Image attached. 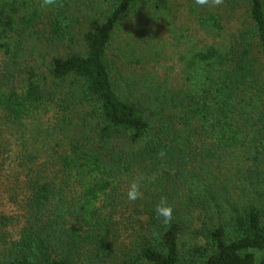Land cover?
<instances>
[{"label":"trees","instance_id":"trees-1","mask_svg":"<svg viewBox=\"0 0 264 264\" xmlns=\"http://www.w3.org/2000/svg\"><path fill=\"white\" fill-rule=\"evenodd\" d=\"M76 1L0 0V264H264V0H182L204 39L184 80L125 90L141 62L110 52L126 15L179 7L102 0L75 28ZM28 43L47 70L24 64Z\"/></svg>","mask_w":264,"mask_h":264},{"label":"rangeland","instance_id":"rangeland-1","mask_svg":"<svg viewBox=\"0 0 264 264\" xmlns=\"http://www.w3.org/2000/svg\"><path fill=\"white\" fill-rule=\"evenodd\" d=\"M174 2L179 8L171 12L142 8L133 9L126 15L124 25L119 29L117 39L110 47V52L114 58L123 57L126 53L127 57L134 58V60L140 59L141 62L137 64L129 62L131 70L126 73V79H122L118 73L122 69L121 61L114 68L120 77L123 90L128 80L136 77H139L138 80H148L147 84L151 80H164V77L172 80L177 77L178 80H184L186 73L182 71V68L185 54L196 42H198L197 45L200 42L204 43V39L198 32L196 20L189 14L188 6H185L182 0H170L171 4ZM101 3L102 0H77L73 6L72 16L79 17V19L74 27H81L89 17L99 14L104 6ZM128 33L136 37L137 44H132L135 39L132 43L130 41L131 45L122 43ZM76 42L77 46L68 48L66 51H83V47L79 46L82 44L79 35L76 36ZM24 51L22 58L23 61L26 60L24 64L27 65L31 61V64L39 66L41 72L47 70L45 62L49 57L48 54L51 53L49 48L28 43ZM8 61L9 56L0 49V79L3 74H6L4 70H6L5 65Z\"/></svg>","mask_w":264,"mask_h":264},{"label":"clouds","instance_id":"clouds-1","mask_svg":"<svg viewBox=\"0 0 264 264\" xmlns=\"http://www.w3.org/2000/svg\"><path fill=\"white\" fill-rule=\"evenodd\" d=\"M195 3L200 6H211L216 7L220 6L224 3V0H195ZM49 6H57L62 7V2H59V0H41L40 7L46 8ZM166 155L165 151L163 149L160 150L159 156L163 158ZM144 179L143 176L134 178L128 187L127 191V199L129 201H136L142 197L141 192V181ZM153 180H155V175L152 177ZM155 213L156 217L158 219L162 218V222L164 224H169L172 219L173 209L170 204H168L167 199L165 197H162L159 201V203L155 206Z\"/></svg>","mask_w":264,"mask_h":264}]
</instances>
